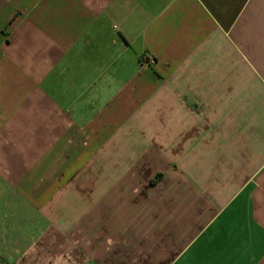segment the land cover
<instances>
[{
  "label": "crops",
  "instance_id": "crops-1",
  "mask_svg": "<svg viewBox=\"0 0 264 264\" xmlns=\"http://www.w3.org/2000/svg\"><path fill=\"white\" fill-rule=\"evenodd\" d=\"M0 264H264V0H0Z\"/></svg>",
  "mask_w": 264,
  "mask_h": 264
},
{
  "label": "trees",
  "instance_id": "trees-1",
  "mask_svg": "<svg viewBox=\"0 0 264 264\" xmlns=\"http://www.w3.org/2000/svg\"><path fill=\"white\" fill-rule=\"evenodd\" d=\"M156 176H158V173H156V174H155V176H153V178H152V179H150V182H151V183H153V182H154V180H155Z\"/></svg>",
  "mask_w": 264,
  "mask_h": 264
}]
</instances>
